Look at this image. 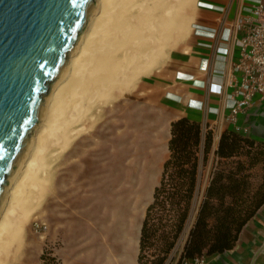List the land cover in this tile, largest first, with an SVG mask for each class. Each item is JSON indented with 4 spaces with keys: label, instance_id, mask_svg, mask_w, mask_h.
<instances>
[{
    "label": "crops",
    "instance_id": "crops-1",
    "mask_svg": "<svg viewBox=\"0 0 264 264\" xmlns=\"http://www.w3.org/2000/svg\"><path fill=\"white\" fill-rule=\"evenodd\" d=\"M250 6L249 0H193L182 46L123 102L126 133L112 135L115 144L105 152L81 145L65 151L61 190L68 213L56 215L53 225L49 222L46 236L49 244H57L53 252L60 264H138L141 225L168 157L170 123L187 117L201 126L199 185L167 264L180 256L210 179L218 138L224 129L234 128L226 119L232 92L228 81L242 33L233 29V21ZM236 125L239 134L264 141V97L240 113ZM208 129L212 145L203 165ZM92 139L97 141V135ZM91 208L93 213L79 215ZM76 219L79 224L70 223ZM206 264H264V204L244 225L233 248L206 255Z\"/></svg>",
    "mask_w": 264,
    "mask_h": 264
},
{
    "label": "bare ground",
    "instance_id": "bare-ground-1",
    "mask_svg": "<svg viewBox=\"0 0 264 264\" xmlns=\"http://www.w3.org/2000/svg\"><path fill=\"white\" fill-rule=\"evenodd\" d=\"M192 3L96 0L95 5L94 1L81 34L53 81L40 124L37 121L38 128L36 123L9 175L0 202V251L8 244L11 247L21 230L23 216L11 217L19 205L25 206L28 188L39 180L48 151L56 146L66 148L79 134V124L92 105L112 100L117 89L127 93L137 78L163 64L168 50L186 35Z\"/></svg>",
    "mask_w": 264,
    "mask_h": 264
},
{
    "label": "trees",
    "instance_id": "trees-1",
    "mask_svg": "<svg viewBox=\"0 0 264 264\" xmlns=\"http://www.w3.org/2000/svg\"><path fill=\"white\" fill-rule=\"evenodd\" d=\"M200 135L197 121L180 117L170 123L168 157L141 225L138 264H167L183 231L198 191ZM211 145L212 131L208 129L203 165ZM263 204L264 141L224 129L214 151L209 182L179 257L211 255L233 248L244 225ZM40 261L60 264L49 249L43 250Z\"/></svg>",
    "mask_w": 264,
    "mask_h": 264
},
{
    "label": "water",
    "instance_id": "water-1",
    "mask_svg": "<svg viewBox=\"0 0 264 264\" xmlns=\"http://www.w3.org/2000/svg\"><path fill=\"white\" fill-rule=\"evenodd\" d=\"M95 0H0V202Z\"/></svg>",
    "mask_w": 264,
    "mask_h": 264
},
{
    "label": "rangeland",
    "instance_id": "rangeland-1",
    "mask_svg": "<svg viewBox=\"0 0 264 264\" xmlns=\"http://www.w3.org/2000/svg\"><path fill=\"white\" fill-rule=\"evenodd\" d=\"M187 37L188 35L186 38ZM185 39L176 43L168 50L167 58L172 51L182 46ZM162 65L163 64H161L158 68H160ZM157 69L153 68L149 74L137 78L132 83L128 92L126 91L127 93L119 92L117 89L118 91H113L115 97L111 98L112 100H106V102L101 100L98 101V103L92 105L90 111L87 112V118H83L82 122L79 124L81 127L79 134H77L76 137H72L66 148L62 150L56 146V148L52 147L48 151V153L45 155L47 156L45 157L46 165L43 171L39 172V180L34 186L28 188L29 191H27L28 197L26 198L25 206L22 207L19 205L11 217L12 219H17L23 216L22 227L17 236L12 241L11 247L8 244L10 250H7L8 247L6 245V247L0 251V264H40V255L42 254L43 250L49 249L53 251V248L57 244H49L47 242V227L49 222L53 225L56 215H58L60 218L67 209V203L62 199L61 190L62 166L65 151L69 149H78L79 145H81L80 147L83 149L95 147L96 149L105 152L110 148V145L115 144V142H110V137L112 135L115 136L116 132L117 134L119 133V135L125 134L127 130L125 120L126 116L123 115L126 111V105L123 104V102H125L127 97H132L133 94L136 95L140 91L142 79L146 76H151ZM53 85L54 82L50 86L49 92L44 98V108L46 107L45 102L53 89ZM111 116H113V118ZM36 128H38V123L35 129ZM92 134L97 135V141H93ZM114 160L117 161L115 158ZM42 184L43 187H41ZM56 195H58V197H56ZM87 201H89V199H85V202ZM82 204H84L83 201ZM66 213H68V211ZM89 213H93V208L82 210L79 212V215H87ZM35 223L43 224L45 229L37 230ZM70 223H73L74 225L79 224L77 219ZM148 253L149 252H146L147 256Z\"/></svg>",
    "mask_w": 264,
    "mask_h": 264
},
{
    "label": "built area",
    "instance_id": "built-area-1",
    "mask_svg": "<svg viewBox=\"0 0 264 264\" xmlns=\"http://www.w3.org/2000/svg\"><path fill=\"white\" fill-rule=\"evenodd\" d=\"M251 6L247 13L237 16L233 29L242 35L236 39L239 47L237 60L232 64L229 85L231 104L227 121L236 125L237 116L250 108L257 97H264V5L261 0H249ZM37 230L45 229L43 224L35 223ZM172 264H206V255L191 258L178 257Z\"/></svg>",
    "mask_w": 264,
    "mask_h": 264
}]
</instances>
